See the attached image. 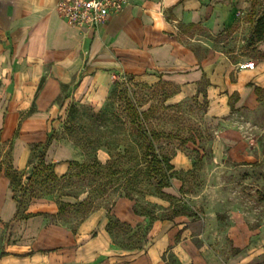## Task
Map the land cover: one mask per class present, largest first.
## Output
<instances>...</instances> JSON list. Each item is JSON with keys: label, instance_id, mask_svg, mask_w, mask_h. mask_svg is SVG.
<instances>
[{"label": "crops", "instance_id": "obj_1", "mask_svg": "<svg viewBox=\"0 0 264 264\" xmlns=\"http://www.w3.org/2000/svg\"><path fill=\"white\" fill-rule=\"evenodd\" d=\"M57 2L0 0V141L14 138L12 170L36 165L29 145L48 136L63 88L95 101L117 75L148 85L169 83L175 101L203 102L204 93V121L218 148L213 151H231L232 161V151H246L264 118V40L250 45L253 55L239 56L242 61L233 60L236 51L224 37L247 42L264 0H130L93 30L68 25L56 13ZM246 62L253 68L240 67ZM73 157L72 151L64 157L46 151L44 163L53 164L60 177ZM5 168L0 165V264H259L255 259L264 252L240 217L223 220L206 212L198 221L155 218L145 248L135 255L115 243L106 226L108 210L119 224L133 228L144 222L125 197L90 213L75 233L49 222L58 213L54 201L27 208L24 214L35 215L23 219ZM32 221L41 224L23 233ZM86 227L96 235L85 236ZM20 235L26 240L21 245Z\"/></svg>", "mask_w": 264, "mask_h": 264}, {"label": "rangeland", "instance_id": "obj_2", "mask_svg": "<svg viewBox=\"0 0 264 264\" xmlns=\"http://www.w3.org/2000/svg\"><path fill=\"white\" fill-rule=\"evenodd\" d=\"M229 37H224V43L236 51L233 60L245 61L239 56L253 55L248 41L237 44L239 40ZM174 94L169 83L148 85L127 75H117L95 101L63 88L55 101L58 111L49 125L52 146L44 150L30 144L38 170L30 181V167L14 178L18 217L42 202L58 205L76 200L49 220L75 233L90 213L99 208L108 210L119 195L127 193L138 214L145 217L144 222L133 228L113 224L110 230L113 241L121 248L133 249L135 255L145 248L147 230L155 218L198 221L206 212L218 213L223 220L240 217L254 231L251 240L253 237L264 246V118L254 140L247 139L246 151H232L236 155L232 161L228 156L231 151H213L218 148L212 126L204 121V103L197 97L175 101L171 97ZM13 143L14 138L0 141V165L9 166ZM149 143L155 151L172 157L174 174L162 196L155 192V182L145 172L142 155ZM41 151H58L61 157L72 151V161L89 166L79 169L70 165L68 178L52 180L49 170L39 166ZM95 160L105 165L112 161L111 173L107 167L90 165ZM40 224L32 221L21 230L24 233ZM199 226H194L196 232ZM83 234L94 237L96 232L86 227ZM41 235L38 239L43 241ZM16 240L20 245L26 242L22 235ZM263 261L264 252H260L255 262Z\"/></svg>", "mask_w": 264, "mask_h": 264}, {"label": "trees", "instance_id": "obj_3", "mask_svg": "<svg viewBox=\"0 0 264 264\" xmlns=\"http://www.w3.org/2000/svg\"><path fill=\"white\" fill-rule=\"evenodd\" d=\"M262 40H264V6H263V9H262L260 15L257 17V19L253 25V29H252L251 35L249 37L248 44L252 45V44H255V43L260 42ZM255 91H258V89L255 88ZM202 98H203V103L205 104V94L204 93H202ZM153 134H154L153 132H150V135L154 138ZM51 142H52L51 137L47 136L44 142L35 144L34 148L38 149V148L43 147L44 150H46L50 146ZM45 152L46 151H41V155H40L41 162H40L39 166H43L44 168L49 170V172H50L49 177L52 180H55V179L61 180V179L68 178L69 177L68 174H65V175L58 177L53 172V166L54 165L53 164H45L44 161H42V159H44ZM142 156H143V160H144V163L146 166L145 172L148 175V177H150L155 182L154 183L155 184V186H154L155 192L158 195H161V196L164 195L165 193L163 192V189L167 188L169 186L170 180L174 174V167L171 163L172 157L168 154L155 151V149L152 147L151 143H149L147 145V149L144 151ZM33 158H34V156H33ZM69 163H70V165H75L79 169H83V168L89 166L88 164H83V163H79L77 161H72V160L69 161ZM111 164H112V161L107 162V164L105 165V164H102L100 161L95 160L90 165H95V166H99V167L100 166L107 167V169H108L107 172L111 173V170H112L111 169L112 166H110ZM37 166L38 165L36 164V165H32L30 167L29 181L33 177V175L37 169ZM82 171L83 170H81V172ZM17 173L18 172H16L15 170H12L10 166L5 168L4 174L9 180L11 189H12V185L14 182V178H15ZM12 192H13V190H12ZM118 197H125V198H128V199L134 201L133 198L127 193L119 195ZM13 199L15 200V202L17 204V208H18L19 203L16 201L14 195H13ZM77 202L78 201H75V203H71V202H67V201L58 202V212H63L65 210L66 206L67 207L72 206V205L76 204ZM133 211L135 214H138V211L136 210L135 205L133 206ZM34 215L35 214H33V213H25L21 216V218L28 219ZM107 218H108V222L106 225L107 228H110L113 224H119V221L117 219L111 218V216L109 214V210L107 212ZM3 254L4 253H1V255H3Z\"/></svg>", "mask_w": 264, "mask_h": 264}, {"label": "built area", "instance_id": "obj_4", "mask_svg": "<svg viewBox=\"0 0 264 264\" xmlns=\"http://www.w3.org/2000/svg\"><path fill=\"white\" fill-rule=\"evenodd\" d=\"M130 0H58L56 13L68 25L80 29H96L109 15L124 11ZM240 67L253 68V62Z\"/></svg>", "mask_w": 264, "mask_h": 264}]
</instances>
